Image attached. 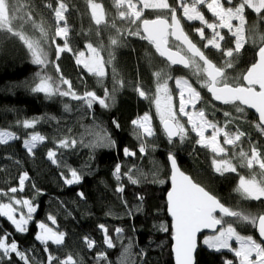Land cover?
I'll list each match as a JSON object with an SVG mask.
<instances>
[{
	"label": "trees",
	"instance_id": "obj_1",
	"mask_svg": "<svg viewBox=\"0 0 264 264\" xmlns=\"http://www.w3.org/2000/svg\"><path fill=\"white\" fill-rule=\"evenodd\" d=\"M21 2L26 6L25 11L38 24L42 23L48 33L49 62L45 66L34 64L23 41L0 29V131L10 132L16 137L0 143V192L19 188V177L27 173L23 190L14 196L29 200L35 207L27 231L22 233L16 231L7 217L0 216V237L8 234V242H17L32 264H47L49 253L61 260L71 255L76 264H121L124 249L129 246L132 254L124 264H174L171 252L173 232L166 211L169 153L175 155L182 169L197 183L230 209L242 213H264V199H245L238 190L241 176L251 177L255 173L260 179L259 166L254 165L252 169L240 167L239 160L233 159V152L238 153L241 148L251 156L253 147L264 158V132L257 127L259 121L251 111L238 102H216L199 81H194L191 69L170 65L160 57L155 46L143 38L141 27H129L131 23L127 19L119 18V11L124 10L116 6L115 0H62L67 8L65 20L71 51L60 53L59 59L55 57V47L56 44L62 46L64 41L54 36L57 27L54 9L60 0ZM91 2L103 7L105 18L99 25L89 10ZM169 2L173 7L178 6L177 0ZM205 15L209 17L208 13ZM145 17L154 18L151 15ZM245 17L246 25H257V30L264 33V21H260L252 10L246 8ZM113 22L121 29L119 34L111 27ZM64 24L65 21H61V25ZM25 28L30 37L40 36V32L29 24ZM184 29L217 66L223 64L225 57L220 51L211 46L204 48V43L195 33ZM137 31L139 35H129V32ZM222 34V48H234V37L224 30ZM113 38L118 39V45H111ZM89 43L102 58L106 73L102 81H98L84 65L76 63V54H89ZM258 47L245 43L238 54L234 53L233 67L227 69L232 83H243L242 77L255 62ZM158 71L171 77L168 79L171 85L177 78L188 77L201 93L196 109H202L208 120L224 126L227 131L239 129L246 134L235 149L226 147L227 159H233L236 172L216 173L212 164L213 152L198 144L194 133L184 141L178 138L169 142L155 109L158 83L155 73ZM38 73L51 77L62 91H69V85L61 84V79L69 81L71 91L78 95L94 91L98 97L105 98L107 88L111 96L106 98L108 106L95 102L88 108L83 101L73 99L71 95L48 98L43 93H35L31 88L38 82ZM138 88L145 92L144 97L139 95ZM237 106L243 108V112H237ZM225 112L230 115L225 116ZM144 114L150 115L154 134L144 138L147 151L141 153V139L132 121ZM24 121H34V127L25 128ZM101 131L114 142L111 146H96L97 134ZM33 134L45 139L29 153L24 141ZM64 139L77 143L62 148L59 141ZM124 149L135 155L126 156ZM49 150L56 152L57 163L48 158ZM117 165L120 166L119 180L115 175ZM159 166L163 168L162 174L155 176L152 171ZM70 169L81 174L82 179L78 183L65 182L66 177L71 178ZM129 169L137 183L129 180ZM121 187L123 191H118ZM0 202L8 203L9 197L0 195ZM22 211L26 213L27 208ZM50 216L55 223L49 219ZM41 223L65 234L61 245L48 242V252L44 250L45 245L36 239ZM101 225L107 229V237L113 242L111 248L105 243ZM233 228L239 235L259 240L255 228L244 225V222H235ZM117 229L121 231L117 232ZM85 238L95 242L93 248L87 247ZM101 253L106 254L107 260L99 259ZM229 261L239 264L227 250H212L200 244L196 253V264H227ZM0 264H9V261L5 258ZM11 264L24 262L13 254Z\"/></svg>",
	"mask_w": 264,
	"mask_h": 264
},
{
	"label": "snow or ice",
	"instance_id": "obj_2",
	"mask_svg": "<svg viewBox=\"0 0 264 264\" xmlns=\"http://www.w3.org/2000/svg\"><path fill=\"white\" fill-rule=\"evenodd\" d=\"M143 3L144 8L168 10L170 12V22L166 18L158 17L156 20H143V31L146 35L143 37L147 39L151 44L155 46L156 52L160 57L166 58L170 65H182L185 68H189L193 71V75L197 77L198 81H201V87H204L210 92L213 98L217 101H222L224 104H235L237 101L240 104L247 105L254 108L259 114V124L257 127L264 132V33L257 30L256 26L248 29V35H245V9L252 10L260 21H264V0H240L238 5L225 7L221 0H177V5L182 8L183 17L188 21L198 20L207 28L212 29L213 35L211 39H207V43L204 48L209 46L215 48L222 53L225 57L223 64L217 66L214 64L195 43H193L188 35L181 27V21L177 17V7H173L168 3V0H154V2H148V0H140ZM118 8L123 7L125 0H115ZM231 4L232 0H228ZM200 5H206L207 9L211 11L212 15L217 18L219 24L209 22L205 19L203 13L199 10ZM128 11H119V18L121 20L130 19L132 23L139 20L142 12L137 9L136 4L132 3V0H127ZM25 5L21 0H0V29L6 30L14 36L19 37L21 41L27 46L32 56V62L39 66H45L48 61V52L43 47L42 41L47 43L48 33L43 27L42 23H37L32 19L29 12L25 11ZM49 7H51L49 5ZM93 9L92 16L97 25L102 23V8L99 4H91ZM99 10V13H98ZM67 11L65 3L60 0L58 6L54 9V16L56 21V29L54 36L63 39V45L56 44L55 57L59 59L60 53L65 51H71L68 41V26L66 24L64 13ZM232 20H237L239 23L233 25ZM65 21L64 26H60V22ZM18 22L16 27L19 30L14 31V23ZM29 24L33 29L40 32V38L30 37L25 33L24 26ZM116 29L117 34L121 32V29L117 28L115 22L111 25ZM227 28L231 32L235 39L234 48L223 49L220 41L224 40V37L220 35L217 28ZM235 29V30H233ZM201 39H205L204 29H196ZM139 35V31L129 35ZM169 37L173 40L170 44ZM252 43L259 45L258 47V61L253 63L243 75V81L247 82V86L236 85L231 82V78L227 74V69L233 67L234 53L238 54L245 43ZM53 43L55 40L53 39ZM118 39H111V45H118ZM87 48L93 53L97 54V49L92 46L91 43L87 45ZM175 48V50H173ZM80 56H84L81 52ZM81 63L80 60L77 61ZM202 62V64L200 63ZM84 68L88 70L93 76L98 78V81H102L105 77V68L102 61L97 54L96 58L92 61H84ZM57 70L58 66H57ZM157 78V96L155 98L156 110L160 116V120L163 124L165 134L167 135L169 142H173V137L178 136L180 140H183L186 136V130L184 126L179 122L176 114L172 110L171 96L168 90V79H171L166 72L158 71L155 73ZM38 82L34 84L31 91L35 93H43L48 98L54 95L69 96L73 99L83 101L88 108L93 106V103L98 102L100 105L107 107L106 98H111L108 89L105 88V98H100L94 91H86L83 95H78L70 89V82L61 79L60 83L69 85V91H62L58 85L52 80L51 77L46 74H37ZM176 85L180 88V106L179 112L188 117V123L192 126V131H195L197 136L200 137L197 140L198 144L204 147L211 148V151L218 157L227 156V149L221 146L217 137L223 135V145L233 146L235 149L238 146V142L246 134L243 131L237 129L235 132H229L223 128H220L216 123L209 121L205 112L201 109L195 114H190L186 111V104H191L195 108V102L200 99V92L189 83L187 79L177 78L175 80ZM256 85L259 86V91H256ZM140 96H145V92L141 89H137ZM115 89H113V92ZM185 91L187 96H185ZM67 109V105L65 106ZM237 112H243V108L237 106ZM225 116H229L230 113L225 112ZM149 116L145 115L143 122L134 120L133 125L136 126L137 136L141 139L140 152L146 153L147 148L144 143V138L152 136L153 130L151 126L145 122L149 120ZM34 121H24L23 126L25 128L34 127ZM208 127L213 129L210 138L204 136V132ZM98 139L96 146L108 145L111 146L114 142L111 138L101 131L97 134ZM8 139H16V137L10 132H0V143H6ZM45 138L39 134H33L28 140L24 141L25 147L29 153L36 147L38 142H42ZM77 141L75 140H61L59 146L62 148L75 146ZM126 156H134L135 153L130 152L128 149H124ZM48 158L53 163H57L56 152L49 150ZM169 161L172 167V189L168 193V211L174 220L175 231V254L176 264H193V252L195 249V234L201 228H214L216 225H221L219 234L214 237L205 239V244L210 248H215L219 251L221 248H230L228 241L235 237L240 244L238 250H235V256L240 259V264H264V215L258 217L250 213H242L238 211H231L219 202L213 195L209 194L203 187L196 183H193L191 178L185 175L183 172H179L177 168L176 158L172 153H169ZM233 159L239 160L240 167H247L252 169L254 165H258L260 179H257V174H253L251 178L245 179L240 177L239 191L243 194L245 199H252L262 201L264 199V158H261L260 152L255 148H251V156L242 148L238 153L233 152ZM233 159H213L212 164L216 173L221 175L225 172H236L237 167L233 164ZM70 179L65 178V182L68 184L78 183L82 176L75 169H70ZM131 169H129L128 178L132 183L138 181L131 176ZM63 175V174H62ZM116 178L120 179V166L117 165L115 169ZM27 173L22 174L19 177V188L12 187L8 192H0V195L9 197L8 203L0 202V216H5L15 226L16 231H27V224L32 218L35 207L27 199H16L14 194L23 190V185L27 179ZM118 191H123V188H118ZM12 194V195H9ZM81 195H83L81 193ZM20 205L21 208L14 207ZM27 208V212L22 211L23 208ZM219 211L221 216L217 218L214 213ZM20 212L19 219L16 218V213ZM235 217L237 220L248 222L258 227L259 236L261 241H257L252 236L241 237L229 223L226 228L223 227L224 217ZM53 223L55 220L53 217H49ZM42 230L40 234L36 236L42 244L45 245V252H48V242L51 241L56 245H61L64 241L65 234L58 231H53L48 228L44 223L39 225ZM104 229V226H100ZM120 232V229L116 230ZM105 232V243L109 248L113 247V242L107 237V229ZM87 241V247L89 249L94 247V241L89 238H85ZM15 254L24 264H32L27 254L21 251L17 242L12 240L8 242V234L0 237V261L5 258L11 264V257ZM131 246L124 249L123 258L121 264L131 256ZM142 255V253H141ZM99 259L107 260V256L104 253L99 254ZM76 264V261L71 255L61 260L58 257L53 256L51 253L47 256V264ZM231 264V261L227 262Z\"/></svg>",
	"mask_w": 264,
	"mask_h": 264
},
{
	"label": "rangeland",
	"instance_id": "obj_3",
	"mask_svg": "<svg viewBox=\"0 0 264 264\" xmlns=\"http://www.w3.org/2000/svg\"><path fill=\"white\" fill-rule=\"evenodd\" d=\"M148 2H154V0H148ZM209 2H211V0H209ZM239 2H240V0H232V3L231 4H229L228 3V0H221V3L225 6V7H231V6H235V5H238L239 4ZM132 3H134V4H136V7H137V9L138 10H140L141 12H142V15H141V17H140V19L139 20H136L135 21V23H132L131 22V20L130 19H127L130 23H131V25L129 26V27H141V21L142 20H144V19H146V18H148V17H145V16H147V15H151L152 17H154V18H156V17H164V18H167V19H170V12L168 11V10H161V9H152V8H144V6H143V3H141L140 2V0H132ZM168 3L170 4V2H169V0H168ZM91 4H99V3H94V2H91L90 3V6H89V10H90V12H91V14H92V12H93V9H92V7H91ZM99 5H101V4H99ZM171 5V4H170ZM172 6V5H171ZM177 7V12H178V15H179V17H180V19H181V21H182V24H183V26H184V28H187V30H189V31H191L192 33H195V35H196V37L199 39V40H201L203 43H204V45L207 43V39H211L212 38V35H213V31H212V29H209V28H207L205 25H203L200 21H198V20H194V21H188V20H186L184 17H183V11H182V8H180L179 6H176ZM101 8H102V21L104 20V18H105V15H104V10H103V7H102V5H101ZM121 9H123L124 11H128V6H127V0H125V3H124V5H123V7H120ZM199 10L203 13V15H204V17H205V19L207 20V21H209V22H213V23H217V24H219L220 22L217 20V18L216 17H214L213 15H212V13H211V11H209L208 9H207V6L206 5H200L199 6ZM206 10V11H205ZM66 13V12H65ZM65 13H64V16H65ZM98 13H99V10H98ZM180 13H181V15H180ZM206 13H208L209 14V17H206ZM93 17V16H92ZM94 19V18H93ZM14 23V28L15 29H18L19 30V28L18 27H16V25L18 24V22H13ZM231 23L233 24V25H237L238 23H239V21H237V20H232L231 21ZM60 26H63V25H61V22H60ZM253 26V24L252 25H246L245 24V35H246V37H247V35L249 34L248 33V29H250L251 27ZM256 26V28H258V26L257 25H255ZM26 25L24 26V29L26 30ZM29 27H31L30 25H29ZM199 28H203L204 29V36H205V39H201V37H200V35H199V33L196 31V29H199ZM226 31V32H229V30L227 29V28H220V27H218L217 28V31L220 33V35H222L223 36V34H222V31ZM233 30H235V29H233ZM229 34L230 35H232L231 34V32H229ZM224 37V36H223ZM37 39H39L40 38V36H37L36 37ZM172 38L171 37H169V42H170V44H171V42H172ZM223 41V40H222ZM222 41H220V44L222 43ZM49 43H50V41L49 40H47V43H44L43 41H42V44H43V47L45 48V50L48 52V59H49V48H48V46H49ZM248 43H250V42H248ZM251 45H254V44H252V43H250ZM175 49V48H174ZM84 53V56H80V53H78V54H76L75 55V60H76V63L78 64V65H83V62L84 61H92V60H94L95 58H96V56H97V54H98V56H99V53L97 52V54H93L90 50H89V54L88 55H86V53L85 52H83ZM78 60H80L81 61V63H78L77 61ZM231 69V68H230ZM191 77L194 79V81L196 82V81H198V79H197V77L196 76H194L193 75V72H191ZM180 78H182V79H187L188 81H189V83L190 84H192V82L190 81V79L188 78V77H180ZM176 80V79H175ZM175 80H174V82H173V85H171L172 83L168 80L167 81V83H168V90H169V94H170V96H171V98H172V100H171V103H172V110H173V112L176 114V117H177V119L179 120V122L184 126V128H185V130H186V136H185V138L183 139V140H181V141H184L187 137H188V135L189 134H192V133H194L195 135H196V137H197V139L199 140L200 139V137L199 136H197V134H196V132L195 131H192V126H191V124H189L188 123V117L187 116H184L183 114H181L180 112H179V106H180V88L176 85V83H175ZM198 83H201V81H199ZM194 85H196V83L194 84ZM193 84H192V86L194 87V88H196V86H194ZM197 89V88H196ZM197 91H199L200 92V90H198L197 89ZM139 93V92H138ZM156 96H157V88H156V93H155V98H156ZM185 96H187V92L185 91ZM142 97V96H141ZM144 97V96H143ZM200 99H201V93H200ZM199 99V100H200ZM198 100V101H199ZM198 101H196L195 102V108H193L192 107V105L191 104H186V111H188L190 114H195V112H197V111H199L198 109H196V105H197V103H198ZM155 109H156V104H155ZM156 112H157V110H156ZM145 115H148L149 116V120L147 121V122H145V123H147V124H149L150 126H151V128H152V130H153V133H154V128H153V124H152V119H151V117H150V115L149 114H144V115H142V116H139L136 120L137 121H140V122H143V120H142V118L145 116ZM157 116H158V119H159V122H160V124H162V122H161V120H160V116H159V114L157 113ZM210 121V120H209ZM220 127V126H219ZM220 128H223V129H225V127L224 126H222V127H220ZM226 130V129H225ZM0 132H5V131H0ZM212 132H213V129L211 128V127H208L207 129H206V131L204 132V136L206 137V138H210L211 137V135H212ZM165 134V133H164ZM147 137H151V136H147ZM146 138V137H145ZM180 139V138H179ZM217 139H218V142H219V144L221 145V146H224V147H228V146H226V145H223V139H224V137H223V135L221 134L220 136H218L217 137ZM9 140V139H8ZM201 145V144H200ZM207 148H209V147H207ZM210 150H211V148H209ZM214 154V153H213ZM214 156H215V159H220V158H226L227 159V156H221V157H218V156H216L215 154H214ZM162 171H163V168L161 169L160 168V166L159 167H156V168H154V170L152 171V173L155 175V176H157V175H161L162 174ZM243 177H245V179H249V178H251V177H249V176H243ZM239 182H240V180H239ZM238 189H239V184H238ZM240 192V191H239ZM240 194L241 195H243L241 192H240ZM14 207H16V208H21V206H14ZM231 211H234L232 208L230 209ZM248 213H250V214H252V215H255V216H259L260 215V213H257V214H255L254 212H248ZM16 218L17 219H19V217H20V212H17L16 214ZM217 216V218H219L220 216L219 215H216ZM244 222V225H248V226H250V227H253V228H255V226L254 225H252V224H250V223H248V222H245V221H241V220H237L235 217H227V216H225L224 217V224H223V227L224 228H226L227 226H228V224L230 223L231 225H232V227H233V224H235V222L237 223V222ZM49 228V227H48ZM221 230V229H220ZM219 230V231H220ZM41 229H40V231H39V234L41 233ZM219 231L216 233V234H204V235H202L201 236V238H200V244L201 245H203V246H205V247H207V248H209V249H212V250H216L215 248H210L207 244H205V239L206 238H209V237H214V236H216V235H218L219 234ZM237 233V232H236ZM238 234V233H237ZM239 235V234H238ZM241 237H245V236H243V235H240ZM258 242L260 241V240H257ZM228 243H229V245H230V248H221L220 250H227V251H229V252H231V254L232 255H234V257H236L235 256V250H238L239 249V247H240V244L238 243V241L235 239V237H233L232 239H230L229 241H228ZM236 259L238 260V263L240 264V259L238 258V257H236Z\"/></svg>",
	"mask_w": 264,
	"mask_h": 264
},
{
	"label": "water",
	"instance_id": "obj_4",
	"mask_svg": "<svg viewBox=\"0 0 264 264\" xmlns=\"http://www.w3.org/2000/svg\"><path fill=\"white\" fill-rule=\"evenodd\" d=\"M177 17L180 19V17H179V15H178V13H177ZM158 18V17H157ZM157 18H146V19H144V20H150V21H152V20H156ZM160 18H164V17H160ZM167 19V18H166ZM169 20V22H170V19H168ZM180 21H181V19H180ZM181 27L183 28V30H184V32L186 33V31H185V29H184V26H183V24H182V21H181ZM141 28H142V32H143V35L145 36L146 35V33H144V31H143V20L141 21ZM187 34V33H186ZM188 35V34H187ZM188 37H189V35H188ZM172 38V37H171ZM173 39V38H172ZM189 39L193 42V43H195L190 37H189ZM196 44V43H195ZM197 45V44H196ZM198 46V45H197ZM199 47V46H198ZM200 48V47H199ZM173 50H175L174 48H173ZM206 55V54H205ZM207 56V55H206ZM208 57V56H207ZM209 58V57H208ZM163 59L164 60H166V58H164L163 57ZM210 59V58H209ZM258 59H259V57H258V50H257V52H256V60H255V62L254 63H256L257 61H258ZM211 60V59H210ZM167 61V60H166ZM212 61V60H211ZM168 62V61H167ZM213 62V61H212ZM214 63V62H213ZM215 64V63H214ZM173 66H176V67H182V68H184V69H189V68H185V67H183L182 65H173ZM250 67H251V65H250ZM249 67V68H250ZM248 68V69H249ZM247 69V70H248ZM247 70H246V72H247ZM246 72L244 73V74H246ZM239 85H241V86H247V82L246 81H243V83L242 84H239ZM256 87V91H259V86L258 85H256L255 86ZM208 91V90H207ZM211 96H212V94L210 93V92H208ZM212 98H213V96H212ZM214 99V98H213ZM215 100V99H214ZM216 102H218V103H222V104H224L222 101H217V100H215ZM238 102V101H237ZM239 104H240V102H238ZM242 107H244V108H246L247 110H249V111H251L256 117H257V119H258V121H259V114L256 112V110L254 109V108H251V107H249V106H247V105H243V104H240ZM161 128H162V130L164 131V127H163V124H161ZM164 133H165V131H164ZM166 135V134H165ZM167 136V135H166ZM179 137L178 136H174L173 137V140H176V139H178ZM175 156V155H174ZM169 157V156H168ZM176 158V157H175ZM176 162H177V168H178V170H179V172H183L185 175H187V176H189L190 178H191V180H192V182L193 183H196V184H198L199 186H201V187H203L207 192H209V194H211V195H213L217 200H219V202L221 203V204H223L226 208H228L229 210H230V208L227 206V205H225L223 202H221L220 201V199L218 198V197H216L214 194H212L210 191H208L204 186H202L201 184H199V183H197L194 179H193V177L189 174V173H187L185 170H183L182 169V167L180 166V164H179V162H178V160H177V158H176ZM168 166H169V189H168V191H167V194H166V211H167V213H168V215H169V217H170V220H171V229H172V232H173V236H172V244H171V252H172V256H173V263L174 264H176V254H175V244H176V241H175V238H174V236H175V231H174V227H173V225H174V220H173V218H172V216L170 215V213H169V211H168V193L171 191V189H172V181H171V176H172V167H171V163H170V161H169V158H168ZM214 215H219V216H221V213L219 212V211H217L216 213H214ZM261 215H264V213L263 214H261ZM221 225H216L214 228H201L196 234H195V249H194V252H193V264H196V253H197V251H198V249H199V246H200V238H201V236L202 235H204V234H216L220 229H221ZM255 232H256V235H257V237H258V239L261 241V237L259 236V232H258V227H256L255 226ZM231 264H233V262H231Z\"/></svg>",
	"mask_w": 264,
	"mask_h": 264
}]
</instances>
